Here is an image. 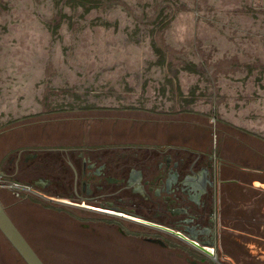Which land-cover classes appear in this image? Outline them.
<instances>
[{"label": "rangeland", "instance_id": "1", "mask_svg": "<svg viewBox=\"0 0 264 264\" xmlns=\"http://www.w3.org/2000/svg\"><path fill=\"white\" fill-rule=\"evenodd\" d=\"M107 96L198 106L215 132L234 120L260 137L264 0H0V135L88 115ZM51 162L34 172L5 166L18 181L0 185L45 264H264V197L256 191L219 189L210 256L137 221L167 226L171 218L116 215L80 185L69 199L22 182L44 176Z\"/></svg>", "mask_w": 264, "mask_h": 264}, {"label": "crops", "instance_id": "2", "mask_svg": "<svg viewBox=\"0 0 264 264\" xmlns=\"http://www.w3.org/2000/svg\"><path fill=\"white\" fill-rule=\"evenodd\" d=\"M114 99L103 98L101 105L86 111L88 115L62 116L53 121L59 124L54 127L13 129L0 135V173L8 177L4 167L12 169L20 162L30 168L33 163L24 157L33 154L87 164L94 157L106 169L108 201L120 186L125 215L133 213L134 202L142 201L140 206H147L149 215L193 216L195 209H209L206 217L212 223L219 189L241 188L264 197V130L255 137L251 123L228 120L215 132L207 112L198 106H175L166 98L164 103L140 106ZM84 121L88 125L79 127ZM139 187L141 196L136 194ZM172 220L166 225L181 230L177 219Z\"/></svg>", "mask_w": 264, "mask_h": 264}, {"label": "flooded vegetation", "instance_id": "3", "mask_svg": "<svg viewBox=\"0 0 264 264\" xmlns=\"http://www.w3.org/2000/svg\"><path fill=\"white\" fill-rule=\"evenodd\" d=\"M49 157V156H48ZM48 157H42L38 154H33V155H28L24 157V160L28 163L31 161L33 165L28 168L26 165H23L22 162L18 163L16 167H14L15 172H34L39 170L41 167L46 166L50 161H52L50 164L54 167V169H48L45 171L44 176L41 175L43 173H39L38 176L32 177V178H26L24 180L27 184L36 187L38 189H41L45 192L48 193V191H52V193L60 196V197H66L71 199L75 195H77L78 192V186L80 185L83 190H85V193L87 195L94 194V199H101L103 200L102 206L105 209H112L115 211L114 214L116 215H123L127 217H136V216H142V212H150V210L145 206V209L140 206L143 204L142 201H139L138 204V209H132V212L135 213H129V215H125L124 211L120 209V204H122L121 200V190H119L120 186L117 184L115 186V191L112 195L113 199L111 198L109 201L107 199V193L105 192L106 189V184H105V179H104V172H105V166L104 164H101L97 168L93 170L94 165L92 164H87L86 161H79L78 159H74L71 162L67 160L61 159L60 156H50ZM59 162V163H58ZM80 169V176H79V170ZM88 171V177L85 179V172ZM68 172L70 175H68ZM28 176L30 173H27ZM8 179V180H13V181H18V179L13 178L12 175H8V177L4 176L3 173H0V185L3 183V180ZM81 179V180H80ZM88 180V181H87ZM92 186V189L90 187ZM89 187V189H88ZM137 195L141 196L142 195V189L139 187V189L136 192ZM77 197V196H76ZM80 197V196H79ZM51 200H56L52 197H47ZM61 201V200H60ZM61 202L68 203V201L63 200ZM144 205V204H143ZM144 207V206H143ZM209 209H195L194 210V215H183V216H167L165 213L161 214H153L150 216H160V217H166V218H171V223L172 219L176 218L178 223L177 224L178 228H182L181 231L185 232L188 235L194 236L198 242L201 245H212L213 240H212V222L208 221L206 217V212ZM110 212V210H104L102 209V212ZM142 214V215H141ZM10 217V216H9ZM11 218V217H10ZM147 219V218H146ZM12 220V219H11ZM13 221V220H12ZM14 222V221H13ZM155 223V222H154ZM183 223V224H181ZM190 223V224H188ZM192 223V224H191ZM16 225V223L14 222ZM17 226V225H16ZM151 226V225H149ZM168 227V226H167ZM18 228V227H17ZM19 229V228H18ZM20 230V229H19ZM163 231V230H162ZM25 239L29 242L31 245L30 240L27 238V236L20 231ZM151 242H156V243H162L161 241H152ZM192 245V244H191ZM32 246V245H31ZM194 246V245H193ZM33 247V246H32ZM196 247L198 250H200L197 246ZM35 250V249H34ZM202 251V250H200ZM203 252V251H202ZM205 253V252H204Z\"/></svg>", "mask_w": 264, "mask_h": 264}, {"label": "water", "instance_id": "4", "mask_svg": "<svg viewBox=\"0 0 264 264\" xmlns=\"http://www.w3.org/2000/svg\"><path fill=\"white\" fill-rule=\"evenodd\" d=\"M137 221L151 225L155 228L165 232L172 233L188 243L197 246L206 254L212 256V251L201 245L198 240L191 235L186 234L181 230H174L173 228L137 219ZM152 241H160L159 239H152ZM0 262L2 264H45L39 257L34 248L25 239L23 234L14 224L0 201Z\"/></svg>", "mask_w": 264, "mask_h": 264}]
</instances>
